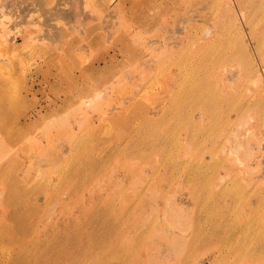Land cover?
Listing matches in <instances>:
<instances>
[{
    "label": "rangeland",
    "instance_id": "374dc122",
    "mask_svg": "<svg viewBox=\"0 0 264 264\" xmlns=\"http://www.w3.org/2000/svg\"><path fill=\"white\" fill-rule=\"evenodd\" d=\"M78 1L0 0V264H264V0Z\"/></svg>",
    "mask_w": 264,
    "mask_h": 264
},
{
    "label": "bare ground",
    "instance_id": "6f19581e",
    "mask_svg": "<svg viewBox=\"0 0 264 264\" xmlns=\"http://www.w3.org/2000/svg\"><path fill=\"white\" fill-rule=\"evenodd\" d=\"M28 1L29 0H12V4H11V6H12V8L13 7H16L17 9L18 8H20L21 9V6L23 5V4H26V5H28L27 3H28ZM43 0H34V2L32 1V0H30V2H33V4H31L32 6H35V7H40L39 9H42L43 8V5H46V1L43 3L42 2ZM41 2L43 3V5H42V8H41ZM60 4V3H59ZM61 4H62V7L64 6V7H69V8H65L66 10H69L70 9V11L72 10V12L71 13H69V12H67V13H64V11H61L60 9H58V10H56V11H51V12H49V13H51V15H50V17L51 16H55L54 18L53 17H51L52 19H58V20H60V21H63L64 22V20L66 21V22H69V21H74V22H76L75 24H80L81 22V20H83V19H81L80 20V18H82L81 17V9H80V7H79V1L78 0H61ZM60 4V5H61ZM25 5V6H26ZM81 5V4H80ZM58 8V7H57ZM60 8V7H59ZM24 9V8H23ZM27 9V8H26ZM29 9H31V8H29ZM33 9V8H32ZM37 9V8H36ZM39 9H37L38 11H39ZM45 9V8H44ZM30 11V10H29ZM34 11H35V9H34ZM41 11H43V9L41 10ZM61 11V12H60ZM81 11V12H80ZM18 12V11H17ZM16 12V13H17ZM23 12V11H22ZM46 12V11H45ZM25 13H27V12H25ZM24 13V14H25ZM31 13V12H30ZM41 13V12H40ZM83 13V12H82ZM40 15V14H39ZM42 15H44V14H42ZM48 15V14H47ZM2 16H4V18H6V16L4 15V14H2ZM46 16V15H45ZM18 17V16H17ZM47 17H49V15L47 16ZM49 17V18H50ZM33 18H35V17H33ZM74 18V19H73ZM17 19V18H16ZM82 26V25H81ZM1 33V32H0ZM53 34V33H52ZM55 34H57V33H55ZM52 37V36H51ZM61 37V36H60ZM53 38V37H52Z\"/></svg>",
    "mask_w": 264,
    "mask_h": 264
}]
</instances>
